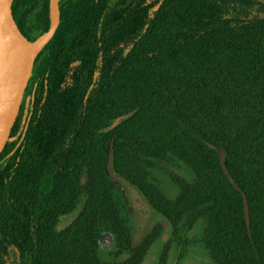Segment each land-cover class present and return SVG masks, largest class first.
<instances>
[{"label": "trees", "instance_id": "obj_1", "mask_svg": "<svg viewBox=\"0 0 264 264\" xmlns=\"http://www.w3.org/2000/svg\"><path fill=\"white\" fill-rule=\"evenodd\" d=\"M11 9L26 37L37 9L48 29L49 0ZM59 10L0 151V264H145L157 243L167 264L152 231L132 240L123 183L185 227L178 257L196 243L205 264H264V0Z\"/></svg>", "mask_w": 264, "mask_h": 264}, {"label": "water", "instance_id": "obj_2", "mask_svg": "<svg viewBox=\"0 0 264 264\" xmlns=\"http://www.w3.org/2000/svg\"><path fill=\"white\" fill-rule=\"evenodd\" d=\"M13 0H0V50L5 55L10 73L14 79V88L0 102V151L9 139L10 132L17 122L19 112L26 98L27 83L31 75L35 56L38 51L52 38L60 20L59 0H49L51 10L50 24L46 31L30 40L19 29L12 15ZM126 116H118L110 127L116 126ZM111 150V143H108ZM224 150L221 151V160ZM124 201L129 204L128 196L121 189ZM98 246L108 249L112 246V234L101 233Z\"/></svg>", "mask_w": 264, "mask_h": 264}, {"label": "rangeland", "instance_id": "obj_3", "mask_svg": "<svg viewBox=\"0 0 264 264\" xmlns=\"http://www.w3.org/2000/svg\"><path fill=\"white\" fill-rule=\"evenodd\" d=\"M41 24L40 9H37L25 21V33L30 40L35 39L37 36L43 33ZM123 188L128 196L129 204L133 210V232L136 236L145 230L146 227L151 223L152 216H150L148 213L146 201L133 187L123 183ZM190 252L188 253L187 260L185 262L186 264H205L200 254L195 255L193 252ZM157 255V250H150L146 262L148 264H156Z\"/></svg>", "mask_w": 264, "mask_h": 264}, {"label": "flooded vegetation", "instance_id": "obj_4", "mask_svg": "<svg viewBox=\"0 0 264 264\" xmlns=\"http://www.w3.org/2000/svg\"><path fill=\"white\" fill-rule=\"evenodd\" d=\"M126 206L128 207V209L131 212V217H132V221L134 224L133 210L131 208V205L126 204ZM147 208H148L149 215L152 216V221L146 227L145 230H143L140 234H137L136 236L134 235L133 225H132L131 238L134 242H138V241L142 240L144 238V236L147 235V233L152 231L153 236H155V237L157 236L160 240H163L166 242V245H167L166 247L169 249V251L167 253V257H166L167 258V264H186L185 262L187 260L188 253L190 251H191L190 253L193 252L195 255L200 254V250L196 247L197 244L194 243L193 247H191L190 249L185 251L181 256L178 257V255H179L178 250L180 249L179 246H180V244L183 243V241H185V233H184L185 227L168 225V223L165 219L160 218V217H156L155 214L151 213L148 204H147ZM158 221L159 222L161 221L163 224H160L161 226H159L157 224ZM113 243H114V237L112 234V246L108 249H102V250H110L113 247ZM159 245L160 244L157 243L156 245H154V247L151 248V250L152 249L157 250V254H158L159 249H160L159 247L160 246L164 247V245H162V244L160 246ZM145 264H148V263L145 262Z\"/></svg>", "mask_w": 264, "mask_h": 264}, {"label": "bare ground", "instance_id": "obj_5", "mask_svg": "<svg viewBox=\"0 0 264 264\" xmlns=\"http://www.w3.org/2000/svg\"><path fill=\"white\" fill-rule=\"evenodd\" d=\"M14 86V79L5 60V55L0 50V102Z\"/></svg>", "mask_w": 264, "mask_h": 264}]
</instances>
